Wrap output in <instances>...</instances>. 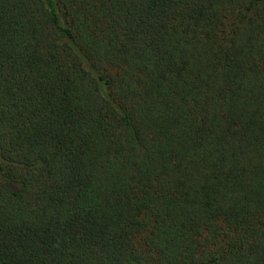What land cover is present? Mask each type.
<instances>
[{"label":"trees","instance_id":"16d2710c","mask_svg":"<svg viewBox=\"0 0 264 264\" xmlns=\"http://www.w3.org/2000/svg\"><path fill=\"white\" fill-rule=\"evenodd\" d=\"M0 264H264V0H0Z\"/></svg>","mask_w":264,"mask_h":264}]
</instances>
